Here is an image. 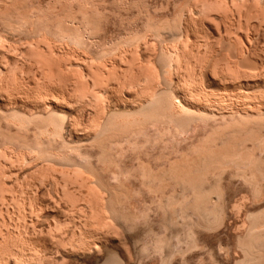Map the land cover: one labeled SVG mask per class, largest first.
Listing matches in <instances>:
<instances>
[{"label":"bare ground","instance_id":"6f19581e","mask_svg":"<svg viewBox=\"0 0 264 264\" xmlns=\"http://www.w3.org/2000/svg\"><path fill=\"white\" fill-rule=\"evenodd\" d=\"M43 1L0 0V220L45 210L35 197L45 178L42 187H50L57 213L39 224L28 244L0 230V264H43V257L61 264L69 253L99 257L137 204L146 211L144 194L163 212L165 233L148 227L152 238L142 236L141 250L154 251L162 264L173 241L196 247L195 229L226 219L224 173L262 196L264 78L240 79L238 62L253 36L251 28L245 35L228 32L226 21L264 24V0H183L170 18L135 0ZM109 15L119 20L118 34L106 32ZM203 36L225 40L237 52L234 60L213 61ZM82 48L98 51L81 57ZM202 52L208 55L199 59ZM199 129L204 136L182 149L181 137ZM149 150L167 163L152 167L144 158ZM132 156V167L122 164ZM98 170L109 176L104 180ZM64 212L71 221L63 226ZM247 221L237 240L243 256L234 264H261L264 210ZM42 247L59 256H43ZM130 259L127 252L124 261ZM101 264H116L113 253Z\"/></svg>","mask_w":264,"mask_h":264},{"label":"rangeland","instance_id":"374dc122","mask_svg":"<svg viewBox=\"0 0 264 264\" xmlns=\"http://www.w3.org/2000/svg\"><path fill=\"white\" fill-rule=\"evenodd\" d=\"M182 1L183 0H135V4L139 5V4H142L144 2V5L146 3V7L150 11L154 12L156 16L169 17L170 18L174 12L173 11L174 7L175 8L177 7L176 4H178V3L180 4V2H182ZM44 2H46V0H44L42 3L45 5ZM167 2H169V3H167ZM109 8L112 9V6H110ZM136 11H137V8L135 6L132 7L127 12L128 15L127 14L125 15L126 19L124 18V22L127 23V20L131 19L134 16V13H136ZM109 16H110L109 26L106 28V30H107L106 32H108V34H110V35H115L119 30V25H118L119 20L116 19L117 18L116 16H111V15H109ZM251 19H253V18H251ZM254 19H256V18H254ZM249 20L250 19H248V21L243 20V23H246V25L244 24L243 26H242V23L241 24L239 23V26H238V24L235 25V23L238 22L235 19L231 20V18H229L226 21V22L230 23V25L227 23L226 29H228V32H230V30H231L233 32L235 31L237 33L239 32V34L245 35L246 31L251 28V31L249 30V33H250V35L253 36V37H251L252 40L250 39V41H247V42L245 41V43L248 44V45H245V49L247 51V54H243L245 57L242 56L240 61L238 62V64L241 62L238 66V69L241 72L239 71L237 73H240V74H238L240 76L243 75L242 78L239 76L242 81L244 80L243 82H246V81L247 82H254L255 80L259 81V80H262L264 78V24L263 23L258 24L259 23L258 20H251L252 22ZM230 21H233V22H230ZM254 21H255V24L253 25ZM248 22L252 23V24L250 23L252 25L251 27H249L250 25L248 26ZM231 23H232V25H231ZM233 25H235V26H233ZM228 26H229V28H228ZM253 28H254V30H253ZM256 28H257V30H256ZM233 32H232V34H233ZM253 32H254V34H253ZM201 40H202V42H203V40H204V42L206 40L208 42L210 41L208 44L209 45L208 52L210 53L209 55H214V57L212 58L213 61H215V58H218V61L223 60L221 65H224L226 63L227 59L229 60V58L233 61L234 60L233 58L235 56L233 57L232 55H237V52H235L236 50H234L233 48H229L228 47L229 45L227 44V42H226V44L228 46L225 45V42H224L225 40H220L217 37H212V38L209 37L206 39L205 36H203ZM98 44H97V46L96 45L94 46V49L96 48L99 50ZM239 44H241V43L239 42ZM91 48H93V46H90V49ZM86 49H88V48H86ZM90 49H88L86 51L82 48V50L80 49L77 51H79V53H83V51H86L88 53ZM94 49H92V51ZM9 50L11 53H13L12 49H9ZM93 52H94V54L96 53L95 51H93ZM208 52H202L201 54H199V55H201L199 57V59H202L203 55L204 56L208 55ZM85 53L81 54V57H83L82 55L88 56L87 53H86V55H85ZM88 54H89V56L92 55L91 51ZM76 55H80V54L76 53ZM225 55H227V56H225ZM228 55H230L229 58H228ZM92 56H90V57H92ZM224 56L227 58H224ZM246 57H248L249 60ZM242 59H244L243 60L244 62L242 61ZM79 63H81V62L79 61ZM255 67H256L257 71L255 70ZM243 70L247 71V73L245 72L247 75L244 72H243L244 74L242 73ZM210 73H212V71L211 72L209 71L208 77L210 76V78H207L206 80L209 79L211 81V79L215 78L212 76L215 73L214 74L213 73L210 74ZM206 76H207V74H206ZM207 83H206V85H207ZM203 132L204 131L199 129V131L194 133V135L190 136L192 138L189 137L190 139H188L187 136H185L186 138L184 136H182L181 137L182 138L181 139L182 140L181 141L182 149H186L188 145H191L192 143H194L193 141L196 142L199 139L198 137L201 138L202 135L204 136ZM183 138H184V140H183ZM186 139H187V141H186ZM191 139H192V143L190 142ZM188 141L190 143H188ZM184 142H185V144H184ZM83 148H85V146H83ZM149 151H150L151 155L144 156V158H145V160L149 161L148 163L152 167H156L158 165H163L165 162L167 163V161H168L167 157H164L163 159H160V160H155V158H156L155 155L159 152L158 150H154V151L149 150ZM127 154L129 155V153H127ZM127 157H129V156H127ZM172 157L173 156H171L169 158H172ZM131 158H132V161L127 160V159H129V158H127L126 162H124L122 164L128 168L132 167L133 162H134L133 161L134 156H132ZM9 163H11V162H9ZM9 163H7L8 169H9V166L12 165V163L11 164H9ZM11 168L14 170L13 166L12 167L10 166L9 170H11ZM98 174H101L102 175L101 177L102 178L104 177L103 178L104 180L107 178V176H109L107 173H106L107 174L106 175V174L102 173L100 170H98ZM46 179L48 180V178H45L43 180L40 179L41 181H43V182H41L39 180L41 182L40 184L38 182V185H39L38 191L41 190L44 192L40 191L41 193L39 194L37 191L35 194L37 202H39L42 205H47L45 210H43L41 212L38 211V212H36V214L35 213L32 214L31 215L32 217L28 215L24 218L25 220L17 219V214H14L15 216L11 215L12 217L10 215H8V216H10V218H9V217H7V215H5L7 213H5V214L3 213V215H5V216L4 217L2 216L3 218H2V220H0L3 224V225H0V227H2V228H0V230L3 229V234L5 233V236L9 235V233H6V232H9V230H10V232H11L10 234L14 233L12 236L18 237L20 242H26V244H28L27 240L30 239L31 236L35 237L37 232L40 230L39 224L45 222L46 218H52L57 213L56 206H54L53 202L51 203V200L53 201V199H51L53 194H51L52 193L51 190L50 191L48 190V189H50V187L47 188L45 186V188H47L46 192H45L44 186L42 187L43 183L45 185V182H47ZM8 181H11V180H8ZM134 182H135V180H134ZM111 183H114V182H111ZM263 184H264V179H263L262 185ZM138 185H139V183L136 182L133 185L132 190L135 189V186L138 188ZM221 185L223 186L222 189H223V193L225 196V197L223 196L225 199L224 203H223V206H225L224 207V212H225L224 217L227 216L226 219L225 218L223 219L222 223H224V224L221 223L222 225L220 224V225L216 226L215 228L212 227V229L205 228V227H198V228H200V230L195 229V238H196V241H198V244L200 245V246H198V244H197L196 247H198V249H195L196 247L189 249V248H187V245L185 243H183V242L178 243L176 241H173L172 246H173V249L175 251V254L173 251V253L170 255V257L166 256L165 260L163 261L162 264H234L235 261L242 259L243 253H242V250L240 249V247L238 245L237 240L240 236H243L244 232L247 230L246 229V228H248L247 224H249V221H247V220H249V216L252 213H256V212L264 210V185H263V187H261V188H263L262 189L263 193H262L261 197L260 196L259 197L254 196L251 188H249L246 183H244L238 177H233V179H232L231 176H228V173H224ZM224 189H225V191H224ZM37 193H38V196H37ZM45 193H50V196L47 197V195H49V194H45ZM144 198L148 204L147 209L145 208L146 211L142 209L144 207L143 205L142 206L140 205L142 203L137 204L139 209H138V211L137 210L134 211L135 216L133 215L132 217H130L131 220L127 219V220L121 221V227H122L121 231L118 234L112 233L111 235L110 234L108 235L109 238H107L108 240L106 241V246H105L104 250L101 251L99 257H96V255L93 254V252H91L89 254L88 253H83V254L82 253L81 254L69 253L67 256H65L62 259L63 261L60 260V263L61 264H101L102 262L105 261L106 257L109 254L113 253L114 260H115L116 264H161V259L159 258L158 255H156V253H154V251L151 252L149 250L150 251L149 253H148V251L146 253H143L144 251L141 250L142 242L144 241L142 239L144 238V236L146 237L144 239L148 242H150L151 238H152V235L147 234L145 231L148 227H151L153 229V231L165 233V231H163L164 228L161 225V222L163 220V219L161 220V218L163 216V212L157 208L156 203H155V198H153L152 196H149L147 194H144ZM227 202H229V203H227ZM234 203L237 204L236 209H235V206H233V205H235ZM139 205H140V207H139ZM232 207L235 209V211L232 210L233 209ZM237 207H239V208H237ZM10 208L12 209V211L15 210L14 212L17 213L16 212L17 210L14 209L13 206H10ZM139 210H141V212ZM142 211H143V213H142ZM144 211H145V213H144ZM136 212H137V214H136ZM138 212H140V213H138ZM132 213H133V211H132ZM61 216H63L61 218V222H62L61 224L63 226L69 225V223L71 221L70 220L71 217H69L68 212H64ZM5 217H6V219L4 220ZM14 217L16 218V220L14 219ZM0 219H1V217H0ZM1 222H0V224H1ZM33 222H35V223H33ZM243 223L246 225V228L244 227ZM23 225H25L26 227H24ZM38 228H39V230H37ZM4 230L6 232H4ZM0 232H2V231H0ZM28 232L30 234H28ZM143 232H144V234H143ZM142 236H143V238H142ZM11 238H14V237H11ZM58 246L59 245H57V248H58ZM54 247L56 248V245H54ZM59 248H63V247L59 246ZM176 249H178V250H176ZM180 249L183 251L181 252ZM46 251H47V253H46ZM55 251H57V250H54L53 252L55 254L54 253L53 254L54 255L57 254L56 257H58L59 253H56ZM184 251H185V253H184ZM43 252H45V254H47L48 257H51V258H52V256L54 257L53 254L48 253V250L44 249V251H43V247H42V255L45 256V254H43ZM49 252H52V251H49ZM127 252L131 253L132 259H130L129 262L124 261V255ZM142 254H146L147 256L142 255ZM43 256H41V257H43ZM46 258L47 257H45V258L43 257V259H45V261L47 260ZM43 259L41 258V261H43ZM45 261H43V264H45V263L48 264L50 260L49 261L47 260L48 262H45ZM261 264H264V262Z\"/></svg>","mask_w":264,"mask_h":264}]
</instances>
